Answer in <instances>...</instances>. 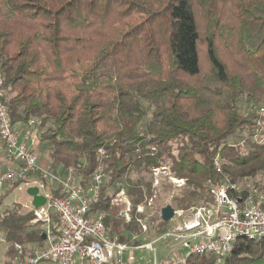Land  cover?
<instances>
[{"label": "trees", "instance_id": "1", "mask_svg": "<svg viewBox=\"0 0 264 264\" xmlns=\"http://www.w3.org/2000/svg\"><path fill=\"white\" fill-rule=\"evenodd\" d=\"M0 73L12 124L35 119L52 172L71 170L88 184L102 167L109 179L92 211L105 213L121 241L136 228L137 205L149 197L154 204L175 185L133 181L134 170L164 167L166 180L184 179L168 204L185 211L212 203L222 182L240 185L230 192L236 199L262 186L264 118L256 108L264 105V0H0ZM119 181L128 223L126 203L106 193ZM160 208L150 217L158 234L168 224ZM33 218L20 206L2 212V264H12L15 244L22 257L44 244ZM219 260L264 264V240L239 237L223 259L193 255L186 264Z\"/></svg>", "mask_w": 264, "mask_h": 264}, {"label": "built area", "instance_id": "2", "mask_svg": "<svg viewBox=\"0 0 264 264\" xmlns=\"http://www.w3.org/2000/svg\"><path fill=\"white\" fill-rule=\"evenodd\" d=\"M5 94L0 73V143L5 157L15 165L0 170V187L22 178L26 180L20 184L37 186L39 193L45 182H57L61 186L60 195L55 198L52 191L41 193L45 196V203L39 208H34L31 200L23 205L33 211L32 222L39 224L45 239L42 246H29L23 257V246L15 244L17 256L12 264H136V249L151 252L148 264H186L193 255H214L223 259L239 237L264 240V180L260 189L250 187L247 195L239 199L230 192L240 191V185L229 180L211 190L212 203L192 206L188 211L174 208V217L161 233L151 239L146 237L150 228L147 219L153 215V199L149 197L136 207V222L145 236L139 239L130 235L128 242L121 241L118 235L108 231L104 223L105 213L92 211L104 182L102 167L94 171L88 184L62 180L47 169L40 168L37 154L30 144L36 137L29 131L17 132L3 100ZM256 114L264 118V105L256 108ZM261 122L264 125V119ZM34 124L35 119L27 122V126ZM213 163L215 170L220 172L223 160L218 154L214 156ZM30 170H39L40 176H28ZM160 170L164 167L153 169V184L158 183ZM169 179L177 186L184 184V179ZM117 195L124 196L123 189ZM124 202V213L129 220L130 204L126 197ZM53 215L57 222L53 220ZM0 241L3 242L2 237ZM157 243L166 247L162 257L157 256Z\"/></svg>", "mask_w": 264, "mask_h": 264}, {"label": "rangeland", "instance_id": "3", "mask_svg": "<svg viewBox=\"0 0 264 264\" xmlns=\"http://www.w3.org/2000/svg\"><path fill=\"white\" fill-rule=\"evenodd\" d=\"M21 130H25V131H29L32 132L33 135L36 137V140L33 142H31V148L32 150L37 154V158L39 159V161L41 160L42 162L47 161L49 162L48 156L46 155L45 149L42 147V144L38 142V136H39V132H41V129L39 130L37 127L34 126H23L21 127ZM20 130V131H21ZM33 135L31 134L30 136L33 137ZM38 150V151H37ZM14 163H12V161H10L9 159H7L5 157L4 154H0V170H4L7 168H11L14 167ZM45 169H47L48 171H50L51 173H53L54 175L59 176L62 180H67L70 182H74L76 181V179H74L75 177L72 176V171H67L66 175H61L58 173H54L49 169V166H47ZM168 169L164 168V170H160V172L158 173V183L154 184V185H158L159 182L160 184L163 183H167V182H171L173 183L171 180H166V176L168 175ZM154 175H147L143 172H137V171H132L130 173V178L135 181V180H139L140 178L144 179V180H149L150 177H153ZM108 177L105 174L104 177V182L103 185L105 183L108 182ZM112 185H108V187L106 188V193L109 195H112V199H115V201L112 200V202H114L115 204L121 205L122 207H124L125 203H124V197H126V195L122 196V195H117V192H119V190H121V188L123 187L124 183L123 181H119L117 183H111ZM58 185L57 182H45L44 183V188L40 189L41 193H51L52 190H54V188H56ZM153 185V186H154ZM20 187H13L12 183H5L0 187V196H4L3 197V201L2 204L0 205V217L2 216V212L6 209H11L17 206H20V210H27V208H24L23 205L28 203V201L31 200V198L27 195L26 193V189L27 186L25 184H20ZM173 190L169 192H161L159 199L154 202L153 204V209L152 212L154 213L155 211H157V209L165 204H168V202L170 201V195L175 192V189L178 188L177 185H173ZM183 186V184L181 185ZM125 194V193H124ZM126 199H128L126 197ZM125 211V210H124ZM124 216V221L125 223H128L129 220L126 219V214L123 212L122 214ZM128 216L130 219L131 213L128 212ZM31 223V222H30ZM147 223L149 225V231L146 234V237L148 239L154 238L158 233H157V225H156V221L154 219H147ZM33 224V223H31ZM108 231H110V226L107 225ZM124 234L126 235V238L130 237V235H136L139 239H141L142 237L145 236V234L140 232V227L137 223L136 228L133 229L132 231L130 230H126V232L124 231ZM1 236V234H0ZM125 238V239H126ZM128 242V241H126ZM157 247V256L158 257H162L164 255V253L166 252V249L161 245V243H157L155 245ZM5 246L0 244V264L4 263L6 260H8V257L5 255ZM134 254L137 258V262L136 264H148L149 263V258L151 257V252L148 250H134ZM218 264H221L220 260L218 262Z\"/></svg>", "mask_w": 264, "mask_h": 264}, {"label": "water", "instance_id": "4", "mask_svg": "<svg viewBox=\"0 0 264 264\" xmlns=\"http://www.w3.org/2000/svg\"><path fill=\"white\" fill-rule=\"evenodd\" d=\"M27 195L31 198V205L39 208L45 203V196L39 193L37 186H30L26 189ZM175 215V209L170 204H165L160 208V219L168 223ZM41 239H45V233H41Z\"/></svg>", "mask_w": 264, "mask_h": 264}, {"label": "crops", "instance_id": "5", "mask_svg": "<svg viewBox=\"0 0 264 264\" xmlns=\"http://www.w3.org/2000/svg\"><path fill=\"white\" fill-rule=\"evenodd\" d=\"M15 126V128H16V130H17V132L18 133H22L20 130H21V127H22V124H15L14 125ZM38 151V150H37ZM0 154H4V152H3V148H2V144L0 143ZM38 163H39V166H40V168H43V169H45L47 166H48V162L47 161H44V162H42L41 160L39 161V159H38ZM164 247V246H163ZM166 248V247H165ZM2 264V263H1Z\"/></svg>", "mask_w": 264, "mask_h": 264}]
</instances>
